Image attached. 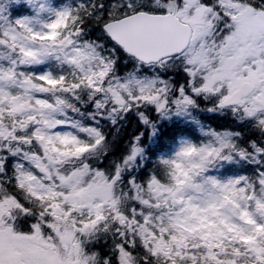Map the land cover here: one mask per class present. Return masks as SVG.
Returning <instances> with one entry per match:
<instances>
[{
    "label": "snow or ice",
    "instance_id": "1",
    "mask_svg": "<svg viewBox=\"0 0 264 264\" xmlns=\"http://www.w3.org/2000/svg\"><path fill=\"white\" fill-rule=\"evenodd\" d=\"M0 264H264V0H0Z\"/></svg>",
    "mask_w": 264,
    "mask_h": 264
},
{
    "label": "trees",
    "instance_id": "2",
    "mask_svg": "<svg viewBox=\"0 0 264 264\" xmlns=\"http://www.w3.org/2000/svg\"><path fill=\"white\" fill-rule=\"evenodd\" d=\"M194 135H195V136H198V135H199V132L197 131Z\"/></svg>",
    "mask_w": 264,
    "mask_h": 264
}]
</instances>
